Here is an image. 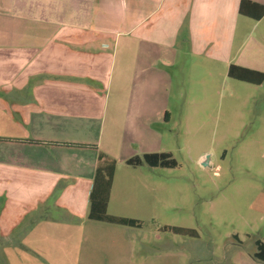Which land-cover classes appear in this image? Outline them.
Wrapping results in <instances>:
<instances>
[{
    "label": "crops",
    "instance_id": "1",
    "mask_svg": "<svg viewBox=\"0 0 264 264\" xmlns=\"http://www.w3.org/2000/svg\"><path fill=\"white\" fill-rule=\"evenodd\" d=\"M243 1L0 0V264H80L84 240L95 260L94 229L131 228L89 217L99 155L117 161L108 212L120 160L124 180L167 170L127 161L175 158L163 135L173 71L193 104L216 81L254 92L230 99L252 109L242 127L264 131V82L229 77L231 65L264 73V0L241 12ZM106 128L117 141L135 131L141 144L97 145ZM249 209L264 214V189ZM255 253L239 261L264 264Z\"/></svg>",
    "mask_w": 264,
    "mask_h": 264
},
{
    "label": "rangeland",
    "instance_id": "2",
    "mask_svg": "<svg viewBox=\"0 0 264 264\" xmlns=\"http://www.w3.org/2000/svg\"><path fill=\"white\" fill-rule=\"evenodd\" d=\"M176 73L170 96L174 119L163 135L178 166L150 174L136 171L124 180L127 166L120 160L108 213L138 219L143 227L94 229L98 258H89V240H84L80 264H250L246 259L256 252L255 242L264 240V214L249 209L253 196L264 189V163L258 157L264 152V131L242 127L241 122L253 121L252 109L230 99L231 93L254 92L216 81L207 87L208 102L193 104L181 100ZM197 87L200 91L201 84ZM186 88L181 91L190 93ZM119 137L111 138L106 128L97 145H122V138L123 145L141 144V134L132 130ZM255 139L261 145H254ZM205 152L212 158L208 167L197 163ZM166 226L194 229L199 237L160 230Z\"/></svg>",
    "mask_w": 264,
    "mask_h": 264
},
{
    "label": "trees",
    "instance_id": "3",
    "mask_svg": "<svg viewBox=\"0 0 264 264\" xmlns=\"http://www.w3.org/2000/svg\"><path fill=\"white\" fill-rule=\"evenodd\" d=\"M251 3L252 2L250 1L244 0L241 7V12L244 11V8L248 4L252 5ZM257 6L260 8L261 14H264V6ZM229 77L254 85H260L264 82V73L236 65H231V67L229 68ZM65 145L78 147L80 146L85 148L89 147L87 145ZM143 163H147L153 167H162L167 169H175L178 166V163L176 159L173 158L172 153L146 154L143 157H136L127 161V164L130 166H140ZM116 169V160L108 158L103 153L99 155L96 177L90 197L91 209L89 217L92 220L102 221L106 223L122 225L131 228H142L143 223L138 219L118 217L110 215L108 213V204ZM160 230L164 232H172L174 234L185 237H199V234L196 230L189 228L166 226L164 228H161ZM234 237L237 238V235H235ZM255 258L264 261V241L262 240L256 241Z\"/></svg>",
    "mask_w": 264,
    "mask_h": 264
},
{
    "label": "water",
    "instance_id": "4",
    "mask_svg": "<svg viewBox=\"0 0 264 264\" xmlns=\"http://www.w3.org/2000/svg\"><path fill=\"white\" fill-rule=\"evenodd\" d=\"M210 156L208 155L207 160L203 163L204 167H207L209 165Z\"/></svg>",
    "mask_w": 264,
    "mask_h": 264
}]
</instances>
